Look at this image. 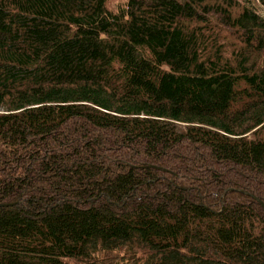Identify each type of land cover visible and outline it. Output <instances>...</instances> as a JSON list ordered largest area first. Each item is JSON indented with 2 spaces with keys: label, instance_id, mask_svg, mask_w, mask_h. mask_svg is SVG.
I'll return each instance as SVG.
<instances>
[{
  "label": "trees",
  "instance_id": "1",
  "mask_svg": "<svg viewBox=\"0 0 264 264\" xmlns=\"http://www.w3.org/2000/svg\"><path fill=\"white\" fill-rule=\"evenodd\" d=\"M107 1L0 0V264H264V0Z\"/></svg>",
  "mask_w": 264,
  "mask_h": 264
},
{
  "label": "rangeland",
  "instance_id": "2",
  "mask_svg": "<svg viewBox=\"0 0 264 264\" xmlns=\"http://www.w3.org/2000/svg\"><path fill=\"white\" fill-rule=\"evenodd\" d=\"M255 7L256 10L261 11V7L259 6V4L256 2V0H249ZM125 2V0H108L107 1V7L110 10H115L117 9L118 6L123 5Z\"/></svg>",
  "mask_w": 264,
  "mask_h": 264
},
{
  "label": "water",
  "instance_id": "3",
  "mask_svg": "<svg viewBox=\"0 0 264 264\" xmlns=\"http://www.w3.org/2000/svg\"><path fill=\"white\" fill-rule=\"evenodd\" d=\"M1 205H5V204H1ZM261 205H262V207L264 208V204L261 202Z\"/></svg>",
  "mask_w": 264,
  "mask_h": 264
}]
</instances>
